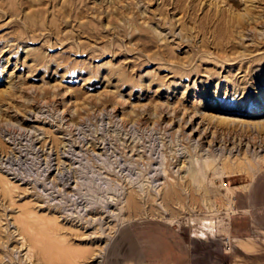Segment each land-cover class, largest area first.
<instances>
[{"label":"rangeland","instance_id":"obj_1","mask_svg":"<svg viewBox=\"0 0 264 264\" xmlns=\"http://www.w3.org/2000/svg\"><path fill=\"white\" fill-rule=\"evenodd\" d=\"M22 2L0 0V264H94L138 217L191 264H264V0Z\"/></svg>","mask_w":264,"mask_h":264},{"label":"crops","instance_id":"obj_2","mask_svg":"<svg viewBox=\"0 0 264 264\" xmlns=\"http://www.w3.org/2000/svg\"><path fill=\"white\" fill-rule=\"evenodd\" d=\"M248 217L264 236V173L244 194ZM201 231L199 236L204 237ZM104 264H191V249L185 235L153 217L129 219L107 247Z\"/></svg>","mask_w":264,"mask_h":264},{"label":"bare ground","instance_id":"obj_3","mask_svg":"<svg viewBox=\"0 0 264 264\" xmlns=\"http://www.w3.org/2000/svg\"><path fill=\"white\" fill-rule=\"evenodd\" d=\"M113 2V1H112ZM23 2H22V0H21V4H22ZM216 14H214V15H212L211 16V18H212V20H214V18L215 19H219V17H220V15L222 14L221 13V9H218V11L217 12H215ZM109 14V13H108ZM113 14V13H112ZM116 14H118V13H116ZM248 14V16L244 13V14H240V15H237L238 17H241V18H246L247 20L248 19H250L251 18V16L249 15V13H247ZM116 16V15H115ZM210 16V15H209ZM217 16V17H216ZM235 17H236V15H235ZM234 18V17H233ZM106 19V18H105ZM204 19V18H203ZM206 20V19H205ZM211 20V19H210ZM239 19H237V21H238ZM200 21V20H199ZM217 21V20H216ZM212 22V21H211ZM210 22V23H211ZM239 22H240V20H239ZM199 23V22H198ZM219 23V22H218ZM221 23V22H220ZM201 24V23H200ZM232 25V24H231ZM239 26H240V24H238ZM242 25V24H241ZM209 28V27H208ZM208 30V29H207ZM210 33H211V31H209ZM215 33V32H214ZM220 34V33H219ZM216 35V34H215ZM214 35V36H215ZM213 36V37H214ZM216 36H218V35H216ZM216 36H215V38H216ZM214 38V39H215ZM223 120H229V117L228 118H222ZM176 190V188H174V190H172V189H169L166 193H165V195H169L170 193H172V192H174ZM142 199H145L144 197H142ZM140 201L139 200V198H138V194H133L132 193V195L129 197V199H128V201H127V207L126 208H123V209H129L130 207L132 208V206L136 203V201ZM126 215V214H125ZM105 249H106V244L105 245H103L99 250H98V252H96L95 253V255H94V259L96 260V263H94V264H100L101 263V261H102V258H103V256H104V253H105ZM93 256V255H92Z\"/></svg>","mask_w":264,"mask_h":264},{"label":"built area","instance_id":"obj_4","mask_svg":"<svg viewBox=\"0 0 264 264\" xmlns=\"http://www.w3.org/2000/svg\"><path fill=\"white\" fill-rule=\"evenodd\" d=\"M228 243V242H227ZM225 244H226V242H225Z\"/></svg>","mask_w":264,"mask_h":264}]
</instances>
